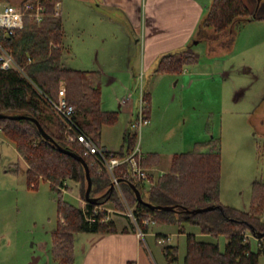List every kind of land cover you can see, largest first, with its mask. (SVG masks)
I'll return each instance as SVG.
<instances>
[{
  "label": "trees",
  "instance_id": "obj_1",
  "mask_svg": "<svg viewBox=\"0 0 264 264\" xmlns=\"http://www.w3.org/2000/svg\"><path fill=\"white\" fill-rule=\"evenodd\" d=\"M39 2L45 16L40 21L24 18V25L5 42L15 63L21 68H0V128L6 139L13 142L16 151L26 164L25 178L29 188L36 189L40 180L49 182L55 194L57 219L51 231L50 255L57 264H74V235L80 232L113 233L117 231L114 221L108 219L106 210L95 207L111 202L116 209H131L137 227L147 232L149 223L161 222L177 226V233L185 234L186 225H196L201 234L217 240L227 239L221 249L218 242L200 241L195 234L186 233V253L183 264H259L264 254V181L255 180L248 210L225 205L220 201V142L217 138L196 142L190 151L176 152L170 157L169 169L157 177L148 173L149 187L134 176H123L128 172L126 164L113 169L119 179V189L110 190L111 176L104 169L99 156L85 154L80 142L69 141L65 121L52 105L57 100L58 87L63 81L66 100L73 108L72 124L78 133H83L99 144L103 125H111L118 119V111L102 108V75L98 70H83L63 65L64 28L61 15H53L54 5L61 0H23ZM264 20V4L251 10L244 0H211L207 13L198 26L212 27L223 32L239 18ZM198 61V54L191 48L163 55L155 68L158 73H179L184 66ZM145 112L149 115L150 94L143 92ZM8 115H24L35 118L54 142L46 140L30 118L12 119ZM73 133V132H71ZM136 132L129 127L123 133V143L117 151L107 156H124L135 145ZM58 146L82 156L89 168L92 187L90 196L94 203L86 209L63 198L67 180L80 184L84 199L87 181L84 166ZM142 165H159L157 152L144 154ZM15 172L19 163H15ZM135 183L143 202L137 200L130 183ZM170 205L172 210L148 206ZM212 206L201 212H186ZM91 217L92 220L87 219ZM150 221L145 223V220ZM250 234L249 236L246 235ZM159 240L158 235L155 236ZM253 239V240H252ZM252 240V241H251ZM257 248H252V242ZM167 260L177 259L178 247H163ZM127 264H134L128 262Z\"/></svg>",
  "mask_w": 264,
  "mask_h": 264
},
{
  "label": "rangeland",
  "instance_id": "obj_2",
  "mask_svg": "<svg viewBox=\"0 0 264 264\" xmlns=\"http://www.w3.org/2000/svg\"><path fill=\"white\" fill-rule=\"evenodd\" d=\"M244 1L253 11L264 4V0ZM101 10L110 16L126 17L118 6L102 3ZM63 15L66 39L72 42L71 51L64 50L63 64L72 68L93 67L90 60L94 62V54L80 45L84 41V30L77 26L75 16H68L67 11ZM125 26L130 27V38L140 43L141 38L132 30L136 26L128 23ZM200 32L182 45L160 46L151 64L144 63L143 71L139 59L132 63L140 58L139 47L127 45L128 38L117 31V54L105 57L115 60L110 63L106 59L101 67L107 72L111 70L109 74L113 76L119 75L121 81H103L101 99L103 109L119 111V114L115 123L102 126L100 141L110 144L113 150L119 149L129 116L119 107L123 108L126 101L135 104L137 111L139 91L149 92L150 123L142 128L139 143L141 148L149 147L142 150L143 154L157 152L160 156L159 165L150 171L152 175L157 177L168 171L173 153L190 151L196 142L217 138L221 153L220 201L248 210L252 183L264 181V21L243 17L223 32H216L212 27ZM185 48L198 54L196 63L184 66L179 73L155 71L163 55ZM127 66H132L131 81ZM1 137L0 134V264H29L37 257L34 264L47 261L57 264L50 255L51 231L57 219L55 194L49 182L43 179L36 189L27 186L26 165L21 159L19 171L11 172V164L3 159L14 158L15 151L12 142L2 144ZM117 182L119 185L118 178ZM67 183L63 198L85 210L88 202L81 197L80 184L72 180ZM149 185L143 182V189ZM108 207L115 208L111 202H106L95 209L107 210ZM113 209L109 216L120 218L117 222L126 220L137 228L128 209H117V212ZM149 231L153 235L140 236L141 249L142 255H149L152 264H183L186 233L195 234L200 241L218 242L221 249L227 240L222 236L217 240L201 234L198 227L191 224L186 225L185 234H178L176 225L161 222H150ZM159 233H166L168 239L157 242L155 236ZM170 245L178 247L174 261L167 260L163 253V247ZM252 248H257L255 241ZM259 264H264V254L259 257Z\"/></svg>",
  "mask_w": 264,
  "mask_h": 264
},
{
  "label": "crops",
  "instance_id": "obj_3",
  "mask_svg": "<svg viewBox=\"0 0 264 264\" xmlns=\"http://www.w3.org/2000/svg\"><path fill=\"white\" fill-rule=\"evenodd\" d=\"M22 1L23 0H9L8 2L17 4ZM102 3L109 6H118L124 11L126 17L107 15L101 10ZM210 3L211 0H61L60 15L63 18L65 33L63 37V46L64 49L68 48L70 51L72 49V42L66 39L65 32L66 20L63 14L64 11H67L68 16H75V22L79 29L84 30L82 31L84 34V41L80 45L84 50L94 54V62L90 60V64H93L91 65L93 67H79L76 69L98 70L102 75V86L104 85L103 81L108 83L121 81L119 75L113 76V74H109L111 70L107 72L101 67L104 66L106 59L110 61V63L112 60H115L112 57H105L112 56L111 54L114 52L117 54V47L119 46V35L117 31H119L120 36L123 35L128 38L127 45L129 43L139 47L140 58L137 57L132 63H135V61L139 59L142 65L141 68L144 71L146 66L144 63L148 62V64H151L154 60H152L154 53L157 52L160 46L170 47L182 45L185 43L186 39L191 38L193 34L201 33L198 26L206 15ZM125 23L136 26L132 30L136 31L135 33L141 38L140 43L138 39L133 41L132 38H130V27L125 26ZM99 55L101 61H99ZM127 69L129 71L127 75L129 77L130 73L131 81L133 80V75L131 74V72H133L132 66H127ZM134 106L135 104H130L125 101L123 108L119 107V109L129 114L125 126L126 129L137 113ZM0 134L2 135V144H9V142H7L9 140L3 136L2 131H0ZM100 140L101 139H99V144L108 150H118H113L110 144H102ZM122 143L123 134L121 145ZM12 145L15 151V157L5 158L3 162L7 161L11 164L9 169L11 172H15V163L18 162L21 157L16 151L13 142ZM145 148L149 150V147L144 145L141 151ZM155 167L156 166L148 167V169L151 171ZM67 181L66 185H68ZM112 209L111 207L107 208V218L115 222L117 231L113 233H76L74 235V264H127L129 261L134 262V264H152L148 254L142 255L141 237L137 233V228L133 225L130 226L129 222L126 220L121 219L117 222V219L120 218L109 216V212H111ZM113 210L117 211L116 208ZM171 234L175 235V233ZM150 235H153V233L148 229L144 236ZM158 236L161 239L160 242L168 239L166 233H159ZM156 241L159 242L158 240ZM147 247L149 248V246ZM37 260L38 257L34 258L29 264H34ZM46 264H48V261Z\"/></svg>",
  "mask_w": 264,
  "mask_h": 264
},
{
  "label": "built area",
  "instance_id": "obj_4",
  "mask_svg": "<svg viewBox=\"0 0 264 264\" xmlns=\"http://www.w3.org/2000/svg\"><path fill=\"white\" fill-rule=\"evenodd\" d=\"M60 14V3L57 2L54 5L53 15ZM44 7L39 2L32 1H22L20 3L14 4L8 1L0 0V68L9 69L16 68L21 70V68L15 63L10 52L4 47V42L15 33L16 29H20L24 25V18L30 17L34 21H40L44 16ZM131 94L129 93L130 97ZM127 97V98H128ZM139 105L137 113L134 119L129 123V129L132 132H136L137 138L135 145L129 151L128 154L124 156H107L109 150L104 146H101L92 138L83 133L76 132L72 124L73 108L67 103L66 100V89L64 83H60L58 87L57 100L52 103L55 112L61 116L66 124V133L68 135L69 141H78L84 147L85 154L97 155L99 156V161L101 162L104 169L111 176L114 186L119 189L117 182V177L113 173V169L126 164L128 172L120 170L123 176L127 177L129 175L134 176L136 179L142 182H149L148 173L150 172L147 167L142 165V160L144 154L140 148V133L144 126L150 123L148 114L145 112V103L143 99V91H139ZM1 131V128H0ZM73 132V133H71ZM120 190V189H119ZM116 211V210H114ZM129 215L132 217L134 223L136 224V218L132 214L131 209L128 208ZM117 212V211H116ZM90 220L92 218L90 217ZM149 223L147 219L144 221ZM137 226V224H136ZM139 236H144L145 233L142 232L138 227ZM249 236L250 234H247ZM159 242L161 239L158 240Z\"/></svg>",
  "mask_w": 264,
  "mask_h": 264
},
{
  "label": "water",
  "instance_id": "obj_5",
  "mask_svg": "<svg viewBox=\"0 0 264 264\" xmlns=\"http://www.w3.org/2000/svg\"><path fill=\"white\" fill-rule=\"evenodd\" d=\"M5 116L6 115L0 113V117H5ZM7 117H10L12 119H19V118H23V117L30 118L32 121L35 122V124H36L39 132L42 134V136L46 140H50V141L54 142L53 139L51 138V136L48 133L45 132V130L42 128L41 124L35 118H31V117L24 116V115H8ZM57 147H58L59 150H61L63 152H66V153L70 154L71 156H73L75 159L80 161L82 163V165L84 166L85 177H86V181H87L86 189H85V192H84V199L88 203H94L96 201V198L90 196V190H91V187H92V180H91L89 168H88V165H87L85 159L82 156H80L79 154H77V153H75L73 151H70V150L65 149L63 147H60L58 145H57ZM130 184H131V187H132V189H133V191H134V193L136 195L137 200L140 201V202H143V199H142V196H141V192L137 188L136 184L133 183V182L130 183ZM111 189H113V183L110 184V190ZM146 204L148 206L152 207V208L167 209V210H172L173 209V206H170V205H153V204H150V203H146ZM210 209H212V206H205V207L193 208V209L184 208V210L186 212H190V213L207 211V210H210Z\"/></svg>",
  "mask_w": 264,
  "mask_h": 264
}]
</instances>
